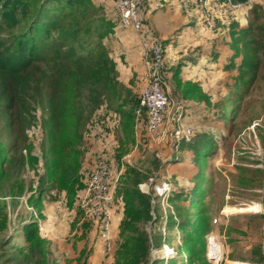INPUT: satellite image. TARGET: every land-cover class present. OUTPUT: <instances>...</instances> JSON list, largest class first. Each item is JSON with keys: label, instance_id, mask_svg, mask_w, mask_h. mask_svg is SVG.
Instances as JSON below:
<instances>
[{"label": "rangeland", "instance_id": "rangeland-1", "mask_svg": "<svg viewBox=\"0 0 264 264\" xmlns=\"http://www.w3.org/2000/svg\"><path fill=\"white\" fill-rule=\"evenodd\" d=\"M208 1L213 5L219 3L222 9L218 5L215 8L223 14H219L221 17L215 20L213 28L201 25L194 44L200 48L194 51L199 53L195 65L190 63L187 66L185 63L186 58L194 53L190 49L181 46L177 50L174 48L175 52L168 50L144 13L143 26L149 29L151 35L141 32L149 42L160 40L165 59L168 55L167 65L163 63V68L171 104L166 113L163 141L157 143L148 135L147 116L140 103L137 106L126 105L127 111L123 113L118 109L120 104L110 99H106L95 112L86 107L88 117L78 142V148L83 153L79 182L82 185L70 197L68 192L59 191L48 181L50 171L46 167L49 169L55 162V130L47 109L49 94L46 89L42 91L41 107L34 113V125L28 131L29 142L22 150L27 161L32 156L37 162L32 167L26 166L23 180L15 174L17 168L7 170L9 162L5 164V172L0 173V218L7 216L12 223L10 228L14 229L26 222H36L44 248L50 251V258L58 264H77L83 249L86 251L83 259L89 254L86 264H115L117 251L125 238L120 236L125 204L118 189L123 187L122 179L128 177L130 168L149 175V180L139 188L154 199L152 207H155L157 219L153 220V225L148 223L144 228L152 233L153 239L162 234L168 243L161 246L153 244L150 262L143 264H152L155 260L174 264L173 259H176V264H211L206 255V239L210 236H215L222 244L223 264H261L256 258L259 251L264 256V187L263 178L256 171L263 167L264 160V61L253 83L247 78V66L251 59L250 45L258 43L256 33L259 39L261 36L264 38V32L256 30L258 25H264V0H249L245 4H234L231 0ZM153 5L147 8L155 12ZM103 10L105 12V8ZM194 11L191 9V12ZM166 19L161 13L160 23L168 29ZM250 23L253 24L252 31L248 28ZM120 27L132 29L139 36L145 69L147 74L150 73L153 55L149 42L135 29L122 24ZM242 30L248 31L240 46V43H234L232 34L241 35ZM210 37H213L212 41ZM174 38L177 36L174 35ZM216 41L228 48L222 59L208 56L206 46ZM239 47L241 53H238ZM179 66H182L181 70ZM194 81L201 84L199 86L204 93L199 95L200 99H188L189 102L183 96L186 97L190 90L187 87H198ZM85 101L86 96L83 97ZM130 110L134 113L132 123L126 122ZM188 127L191 132L194 131L191 141H196L204 133L213 141L211 152L198 161L191 148L182 147ZM3 137L11 143L10 131ZM0 153L5 155V152ZM104 160L112 164V176L117 179L112 183L115 185L116 213L105 232L82 207L91 174ZM244 176L251 180L249 186L241 185ZM43 182L50 198L45 199L38 211L32 206L35 200L33 204L29 200L36 191L39 192ZM23 183L24 186L20 187L19 184ZM164 188L167 191L161 194ZM193 193H199L201 197L194 199L191 197ZM177 196L181 198L177 200ZM177 204L189 209L196 216V222L199 218L202 242L197 238L199 236H194L184 244L186 234L178 229L177 224L173 230L166 229V219L170 214L176 215ZM252 205L260 207V212L244 210ZM20 218L24 220L22 223L17 222ZM20 230L19 233H23ZM104 239H109L110 248L104 247L107 242ZM15 242L18 243L17 240ZM7 261L0 256V264H9Z\"/></svg>", "mask_w": 264, "mask_h": 264}, {"label": "trees", "instance_id": "trees-1", "mask_svg": "<svg viewBox=\"0 0 264 264\" xmlns=\"http://www.w3.org/2000/svg\"><path fill=\"white\" fill-rule=\"evenodd\" d=\"M165 1L160 0L153 7H163ZM231 1L234 4H245L249 0ZM96 3L95 0H0V152H5V155L0 153V173L5 172V164L9 162L7 170L17 168L15 174L23 180L26 166L32 167L37 162L32 156L27 161L22 150L26 142H29L28 131L34 125V113L41 107L42 91L46 89L49 94L46 101L50 112L49 121L55 130V162L49 169L46 167L50 171L48 181L52 186L58 187L59 191L68 192L69 197L75 195L82 185L79 182L83 153L78 148V142L88 117L85 108L95 112L104 105L106 99H110L120 104L118 109L123 113L127 111L126 105L137 106L141 98L140 95L138 99L133 91L119 80L117 64L106 45V39L113 34L115 25L106 16L107 13L101 5ZM179 7L181 8L180 5ZM194 12L198 15L200 26L201 12ZM119 23L121 24L120 21ZM249 26L252 31L253 24L250 23ZM256 30L264 32V25H258ZM247 31L242 30L240 36L232 34L234 43L243 41ZM255 37L258 43L250 45L251 59L247 66V78L251 83L258 78L264 61V38L261 36L259 39L258 33ZM238 53H241L240 47ZM181 68L182 66H179L180 70ZM194 82L198 87H187L190 90L183 98L200 99L199 95L204 92L199 86L201 84ZM126 116V122L132 123L133 111L130 110ZM7 131L11 133V143H7V139L3 137ZM182 147L191 148L198 161L211 152L213 141L204 133L196 141L184 139ZM30 148L32 150V146ZM241 169L247 171L245 168ZM256 172L263 178L264 187V160L263 167ZM148 180V173L130 168L128 177L122 179L123 187L118 189L125 204L120 232V236L125 238L117 251L115 264L149 263L151 246L168 244L167 238L162 234L153 239L152 233L144 228L148 223L153 225V220L157 219L155 207H152L154 199L139 188ZM250 181L244 176L241 185L249 186ZM24 183L19 184L20 187H23ZM47 193L50 192H47L43 182L39 192L36 191L31 196L29 201L33 204L35 200L32 206L38 211L43 207L45 199L50 198ZM191 197L199 199L201 194L193 193ZM176 198L179 200L181 196ZM175 214L167 217L166 229L173 230L177 224L178 229L186 234L184 244L194 236H199L197 238L202 242L199 218L196 222V216L178 204ZM23 221L20 218L17 222ZM11 224L7 216L0 218V256L7 259V263L58 264L50 258V251L44 248L43 237L41 238L36 222H26L15 229L10 228ZM20 229L23 233H19ZM26 241L28 244L24 245ZM206 243L208 247L207 239ZM85 254L83 249L77 264H86L89 254L83 259ZM257 254L256 261L264 264V256L260 255V251ZM206 255L208 263H211L208 250ZM173 262L176 264V259H173ZM152 264L164 263L155 260Z\"/></svg>", "mask_w": 264, "mask_h": 264}, {"label": "built area", "instance_id": "built-area-1", "mask_svg": "<svg viewBox=\"0 0 264 264\" xmlns=\"http://www.w3.org/2000/svg\"><path fill=\"white\" fill-rule=\"evenodd\" d=\"M95 1L101 5H105L108 2L106 0ZM159 1L160 0H117L115 3L116 12L121 24L124 27L135 29L137 32L141 33L143 37V33L145 35L148 33L151 35L149 29L143 26L145 25L144 13L146 2L148 5H152ZM180 2L185 10L193 9L201 12L203 20V23L201 20L202 27L208 25V27L213 28L215 26V20H218L223 14L215 8L217 5V7L221 8L219 3L216 2V5L211 4L208 0H180ZM219 14L221 16H219ZM144 39L148 41L145 37ZM149 44L153 57L150 60L151 66L149 65V82L141 94L140 106L147 112L148 121L146 128L148 135L153 141L161 143L164 137L166 113L170 105V98L167 94V82L164 74L165 69L163 68L165 50L160 40L154 42L150 41ZM193 133L194 131L192 130L191 132V129L188 127L185 129L184 139L186 141H191ZM102 162L103 163L91 174L88 188H86L82 200V207L92 219L96 220L100 230L103 229L105 232L109 229L116 210L117 200L115 185L112 183L117 181V179H114L112 176V164L108 163L107 160ZM166 191L165 188L162 189L161 194ZM106 241L104 247L110 248L111 244L109 243V239ZM223 255L222 244L215 236H210L208 239V258L211 264H223Z\"/></svg>", "mask_w": 264, "mask_h": 264}, {"label": "crops", "instance_id": "crops-1", "mask_svg": "<svg viewBox=\"0 0 264 264\" xmlns=\"http://www.w3.org/2000/svg\"><path fill=\"white\" fill-rule=\"evenodd\" d=\"M115 1L116 0H111L103 5L107 13L106 16L112 20L115 25L113 34L106 39V45L110 51L111 57L117 64L120 82L139 97L149 82L147 79V69H145L143 62V51L141 52L142 47L140 38L132 29H123L120 27L119 19L115 12ZM178 3L179 0H166L164 6L157 8V11L154 10L155 12H153L146 10L147 20L155 29L156 35L165 42V46L171 52H175V50L181 46H184L185 49H190L191 53L196 50L199 51L200 48L197 47L199 45H194L196 43V36L201 32L198 15L195 12L183 11ZM161 13L167 18L164 21L168 22V29L160 23ZM174 35H176L177 38H174ZM214 35L219 36L218 34ZM212 38L213 37H210V41H212ZM215 38L216 37H214L213 41L216 40ZM176 44L178 45L176 46ZM191 45L193 47H191ZM206 47L208 48V56L212 59H214L213 57L222 59V54L228 53L226 52L228 48L223 47L218 41L211 42V45L209 44ZM132 54H134L135 57H133ZM218 54H220V56H218ZM198 55V52H194L186 58L185 63H187V66L190 63L194 65L197 64ZM167 59L168 55L166 57V63ZM210 65H214V63Z\"/></svg>", "mask_w": 264, "mask_h": 264}, {"label": "bare ground", "instance_id": "bare-ground-1", "mask_svg": "<svg viewBox=\"0 0 264 264\" xmlns=\"http://www.w3.org/2000/svg\"><path fill=\"white\" fill-rule=\"evenodd\" d=\"M244 210H246V211H249V212H260V207H257V206H250L249 208H247V209H244ZM229 211V209H227V211L226 212H228ZM240 211H242V210H240ZM169 253H171V250H170V252ZM232 264H246V263H241V262H233Z\"/></svg>", "mask_w": 264, "mask_h": 264}, {"label": "clouds", "instance_id": "clouds-1", "mask_svg": "<svg viewBox=\"0 0 264 264\" xmlns=\"http://www.w3.org/2000/svg\"><path fill=\"white\" fill-rule=\"evenodd\" d=\"M117 1V0H116ZM116 1H115V3H116ZM227 1H229V0H227ZM226 1V2H227ZM96 4H98V5H101V4H99V3H96ZM179 5L181 6V8L182 9H184L183 7H182V4H181V2H180V0H179ZM103 6V5H102ZM101 6V7H102ZM147 6H149L148 4H147V2H146V9H145V12H146V10H147ZM191 11V10H190ZM115 12H116V6H115ZM116 15H117V17H118V19H119V16H118V14H117V12H116ZM119 21H120V19H119ZM200 26H201V23H200ZM164 63H165V61H164ZM148 80H149V73H148ZM144 90V89H143ZM143 92V91H142ZM142 94V93H141ZM54 194V193H53Z\"/></svg>", "mask_w": 264, "mask_h": 264}]
</instances>
